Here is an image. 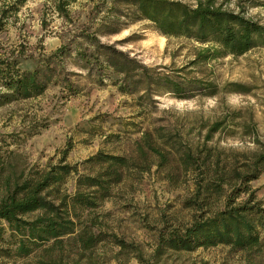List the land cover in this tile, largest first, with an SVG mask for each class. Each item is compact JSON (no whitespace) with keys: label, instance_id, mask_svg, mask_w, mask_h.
I'll return each instance as SVG.
<instances>
[{"label":"rangeland","instance_id":"rangeland-1","mask_svg":"<svg viewBox=\"0 0 264 264\" xmlns=\"http://www.w3.org/2000/svg\"><path fill=\"white\" fill-rule=\"evenodd\" d=\"M194 6L197 0H177ZM128 0H72L67 6L68 19L54 13L44 0H27L18 11L3 22L0 29V53L10 54L20 70L30 71L37 60L71 39L78 30L88 32L117 30L114 34L97 35L102 44H115L146 67H170L179 77L211 82L217 93L210 97L195 96L187 100L173 99L168 94L153 96L150 103L137 94L121 95L108 82L98 84L94 72L78 68L70 57L63 63L59 82L50 85L38 97L12 102L0 107V145L13 151L27 168L42 169L56 164L69 144L64 162L74 165L82 174H90L80 163L100 151L134 158V142L140 132L166 135L170 142L181 141L193 146L197 127L237 112L234 123L246 122L249 131L230 127L231 132L215 134L207 146L225 165H240L243 157L264 144V45L240 56H224L188 65L194 49L204 47L183 38H165L145 20H135ZM216 2H222L216 0ZM264 4V0H261ZM233 8V0L222 4ZM245 17L264 26V5L249 7ZM43 20L45 25L41 26ZM75 42L80 43V40ZM64 84H70L68 91ZM228 84L241 86V93L226 92ZM156 132V133H155ZM178 132V135H174ZM108 135H113L106 138ZM252 138L254 140H252ZM176 139V140H175ZM165 148V147H164ZM141 161L125 179L112 188L109 199L90 212H78L79 221L89 225L93 233H101L104 241L92 249L81 251L64 240L61 250L46 252L36 248L24 258L4 259L3 264H137L151 255L156 237L171 227L187 226L199 211L186 207L192 199V177H179L177 182L165 180L166 167L157 169L153 159ZM256 201L264 208V171L249 182ZM61 190L74 191V176L65 180ZM222 195L204 194L203 211L222 208ZM244 198L240 195L236 202ZM207 214V213H206ZM28 215L27 217H31ZM8 234V232H7ZM5 238L7 235H4ZM126 244L124 250L113 240ZM6 240H9L6 238ZM13 251V248L10 249ZM12 253V252H11ZM165 264H264V238L256 252H234L217 245L192 251L168 250L160 258Z\"/></svg>","mask_w":264,"mask_h":264},{"label":"trees","instance_id":"trees-1","mask_svg":"<svg viewBox=\"0 0 264 264\" xmlns=\"http://www.w3.org/2000/svg\"><path fill=\"white\" fill-rule=\"evenodd\" d=\"M26 1L0 0V29L3 21L15 14ZM44 1L54 13L68 19L67 6L72 0ZM128 1L133 19L148 21L161 36L183 38L204 46L194 49L188 65L224 56H240L264 45V26L244 16L247 8L264 5L261 0H233L232 9L222 7L229 0L218 3L216 0H197L192 7L177 0ZM40 25H45L43 20ZM116 32L78 30L71 39L63 40L58 48L37 60L30 71L20 70L10 54L0 53V107L36 98L48 86L57 84L63 63L70 57L78 68L94 72L98 84L108 82L119 94H137L144 103L153 101V96L165 94L173 99L187 100L217 93L211 82L178 78L174 72L185 67L179 70L162 67V71L146 67L127 52L118 50L114 43L102 44L97 39L99 34ZM64 86L72 91L70 84ZM228 86L232 88L226 92H242L240 85ZM235 113L231 112V117L223 116L200 124L193 146L182 142L181 138L170 142L168 134L164 138L165 135L142 131L133 143L134 158L98 151L80 163L90 174L79 173L74 165L64 162L69 144L62 150L56 164L42 169L27 168L13 151L0 145V264L11 254L15 258H24L38 247H44L46 252L61 250L65 239L70 246L81 251L102 243L104 236L92 232L91 220L89 225L80 222L77 211L90 212L109 199L112 188L133 172L137 161L145 165L141 171L148 170V157L153 159L157 169L166 167L164 178L169 183L177 182L179 177H192L194 193L184 205L195 207L199 213L187 226H170L166 232H161L147 260L139 254L134 256L137 264H165L160 258L168 250L192 251L223 245L234 252L258 251L264 238V208L256 201L249 182L264 171V144L233 167L225 165L207 146L215 134L233 131L230 127L247 130L251 137L255 135L246 122L234 123L238 118ZM174 135L177 136L178 132ZM70 175L74 176V191L66 194L61 187ZM206 193L224 194L222 208L204 212V198L200 196ZM240 195L244 198L236 202ZM28 215L32 216L26 218ZM113 243L121 251L126 247L116 239ZM43 264L56 263L47 261Z\"/></svg>","mask_w":264,"mask_h":264}]
</instances>
